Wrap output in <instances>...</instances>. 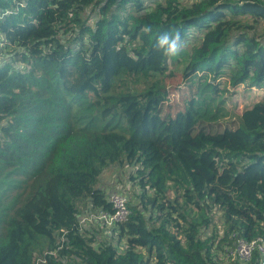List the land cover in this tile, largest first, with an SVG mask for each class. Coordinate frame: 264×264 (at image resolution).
Returning a JSON list of instances; mask_svg holds the SVG:
<instances>
[{
  "label": "trees",
  "instance_id": "trees-1",
  "mask_svg": "<svg viewBox=\"0 0 264 264\" xmlns=\"http://www.w3.org/2000/svg\"><path fill=\"white\" fill-rule=\"evenodd\" d=\"M260 20L264 0H0V264H258L220 253L230 232L264 236V93L226 103L264 90ZM174 62L185 96L165 113ZM111 166L140 191L116 244L78 223L113 212Z\"/></svg>",
  "mask_w": 264,
  "mask_h": 264
},
{
  "label": "rangeland",
  "instance_id": "rangeland-1",
  "mask_svg": "<svg viewBox=\"0 0 264 264\" xmlns=\"http://www.w3.org/2000/svg\"><path fill=\"white\" fill-rule=\"evenodd\" d=\"M259 38L264 40V20H260L258 27ZM3 56V55H2ZM180 63L174 62L171 64V77L166 80L167 88L169 92V100L164 104V112L174 113L181 107L180 102L185 94L180 95V88L184 86V78L181 70L179 69ZM182 89V88H181ZM264 93V90L257 88H249L245 85H238L236 87H230V93H227L226 100L227 108L237 115L240 114L245 108L258 101ZM133 173V169L126 166L124 168H118L115 166L108 167L103 170L101 176H99L98 184L103 188L107 195L111 192L120 189L126 197L128 203L137 204L139 206L138 195L140 193L139 188L132 184L130 176ZM151 196V193H150ZM169 198L174 197L173 191H169ZM96 209H85L79 218L82 219V226L85 230L94 235L98 242L109 241L111 244H116L118 238L115 235L114 230L108 233L100 226L95 215ZM213 225L217 227L219 236L224 234V225L221 222V215L219 211H214L212 214ZM220 258L225 259V252L220 253Z\"/></svg>",
  "mask_w": 264,
  "mask_h": 264
},
{
  "label": "built area",
  "instance_id": "built-area-1",
  "mask_svg": "<svg viewBox=\"0 0 264 264\" xmlns=\"http://www.w3.org/2000/svg\"><path fill=\"white\" fill-rule=\"evenodd\" d=\"M1 52L0 45V64L5 60H10L9 54ZM19 69L24 68L20 63L15 65ZM109 203L112 205L113 212H107L105 210H96L93 217L98 220L100 226L111 233L113 227L117 223L125 221L129 214L128 201L124 196V193L120 189H117L107 197ZM80 217V215H79ZM78 217V223L81 230H84L82 226V219ZM229 238L231 239V245L225 247V255L229 260H238L243 263H248L252 260L254 254L258 253V264H264V236H259L253 240H246L238 236L237 232H230Z\"/></svg>",
  "mask_w": 264,
  "mask_h": 264
},
{
  "label": "clouds",
  "instance_id": "clouds-1",
  "mask_svg": "<svg viewBox=\"0 0 264 264\" xmlns=\"http://www.w3.org/2000/svg\"><path fill=\"white\" fill-rule=\"evenodd\" d=\"M183 46L182 37L178 30L164 32L158 36L156 41V48L162 50L164 55L169 56L177 55Z\"/></svg>",
  "mask_w": 264,
  "mask_h": 264
}]
</instances>
